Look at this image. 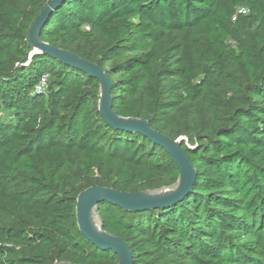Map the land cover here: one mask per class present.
<instances>
[{
    "label": "trees",
    "instance_id": "obj_1",
    "mask_svg": "<svg viewBox=\"0 0 264 264\" xmlns=\"http://www.w3.org/2000/svg\"><path fill=\"white\" fill-rule=\"evenodd\" d=\"M51 1L0 0V264H118L80 233L78 196L159 190L179 169L147 137L106 124L96 79L30 58ZM41 36L102 67L116 115L183 137L197 170L173 207L99 205L133 264H264V0H66Z\"/></svg>",
    "mask_w": 264,
    "mask_h": 264
},
{
    "label": "water",
    "instance_id": "obj_2",
    "mask_svg": "<svg viewBox=\"0 0 264 264\" xmlns=\"http://www.w3.org/2000/svg\"><path fill=\"white\" fill-rule=\"evenodd\" d=\"M66 0H52L42 10L29 31V42L32 45L30 58L35 55H48L59 63L73 69H79L88 77L96 79L100 84V98L98 111L106 124L114 130L139 133L158 145L170 156L172 162L179 169L177 183L159 190L126 193L116 189L96 186L81 192L77 198L76 217L78 227L87 240L96 249L111 251L119 256L118 264H133V255L124 240L107 233L103 227L102 217L98 213L99 205L107 203L121 208L125 212H142L154 209L173 207L190 196L196 185L197 170L191 164L186 152L182 148L184 138L173 140L163 133L154 130L149 121L139 118H124L116 115L113 110V84L106 71L95 62H90L61 47L57 48L42 41V31L47 26L50 17L64 4ZM168 189V190H167ZM94 212L100 221V231L97 234L92 229L91 214ZM54 264H72L69 262Z\"/></svg>",
    "mask_w": 264,
    "mask_h": 264
},
{
    "label": "built area",
    "instance_id": "obj_3",
    "mask_svg": "<svg viewBox=\"0 0 264 264\" xmlns=\"http://www.w3.org/2000/svg\"><path fill=\"white\" fill-rule=\"evenodd\" d=\"M240 14L241 13H246V10H241L239 12ZM48 80H49V75L48 74H44V76L40 79V81L38 82V84L36 85V91L39 92V93H44L47 91L48 89Z\"/></svg>",
    "mask_w": 264,
    "mask_h": 264
},
{
    "label": "bare ground",
    "instance_id": "obj_4",
    "mask_svg": "<svg viewBox=\"0 0 264 264\" xmlns=\"http://www.w3.org/2000/svg\"><path fill=\"white\" fill-rule=\"evenodd\" d=\"M168 190V189H167ZM91 226H92V229L94 230L95 233L97 234H102L101 231H100V221H99V218L96 217V215L94 214V212H92L91 214Z\"/></svg>",
    "mask_w": 264,
    "mask_h": 264
},
{
    "label": "rangeland",
    "instance_id": "obj_5",
    "mask_svg": "<svg viewBox=\"0 0 264 264\" xmlns=\"http://www.w3.org/2000/svg\"><path fill=\"white\" fill-rule=\"evenodd\" d=\"M6 114V113H5ZM6 115H8V114H6ZM174 185V184H173ZM173 185H169V186H166V187H170V186H173Z\"/></svg>",
    "mask_w": 264,
    "mask_h": 264
}]
</instances>
